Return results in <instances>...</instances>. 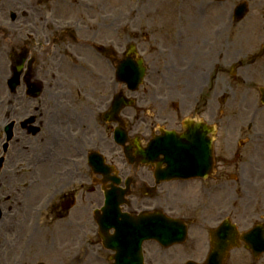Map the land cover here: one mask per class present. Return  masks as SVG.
<instances>
[{
  "label": "rangeland",
  "instance_id": "374dc122",
  "mask_svg": "<svg viewBox=\"0 0 264 264\" xmlns=\"http://www.w3.org/2000/svg\"><path fill=\"white\" fill-rule=\"evenodd\" d=\"M139 1H142L141 4H139ZM207 1L209 0H159V2L155 4L152 2V0H41L40 2L36 0H10L9 7L5 6V4V7L0 5V23L5 20L11 23L10 13L12 14V12H15L18 17L19 15L22 16L17 22L22 21L25 24H28L26 22V19H28V21L34 20L41 24L40 21L43 19V17L49 14L50 8L55 10L56 19L61 21V23L58 25H67L71 28L72 31L75 30L76 37L78 39H82L81 41L91 43V41L95 39L94 43H104V40L107 37L116 39L117 36H121L123 32H126L124 30V25L125 22L128 21V23H131L132 27H128L127 30H130L131 32H135V30L139 31L137 34H134L139 38L135 37L134 35H129L128 33H126L125 36H127L128 40L133 39L134 42H143V54H141V56L145 59V62L147 63L149 69H153L159 66L158 63L165 65L172 62L169 59V52H167L168 57L159 56L157 55L156 49L154 48V44L157 43V40H161L162 42H165L167 40L165 35V33L167 32L166 26L178 27L179 25L185 23L184 26L186 28V32H189V29L191 30V32L192 29L194 30V32H196L195 35H198V38L193 41L194 44L190 46L191 48H188V54H186V57H190L193 51L196 49H192V47H201V43H204L203 41L204 39H207V35L211 34L213 26L219 23L218 18L215 21L210 20L213 19V17H218L220 13L226 15L227 11L231 9L230 6L232 4L235 5L236 3H239V1L243 0L226 1L222 8L217 6L218 9H221V12H211V17H208L207 19L199 23L197 21L196 10ZM245 1L249 3L250 11L244 21L239 24V26L254 27L252 33H257L264 36V34L259 30L260 27L257 26V24L260 26L263 20V11L259 12L257 11V9H264V0ZM257 5H261V7H258ZM141 9L142 11L140 12L139 10ZM134 10L138 11V15H131V13H135ZM175 10L177 11V13L175 12ZM129 14L131 16H129ZM23 15H27L26 18L23 17ZM124 15L127 16V19L124 18ZM134 20L136 21L134 22ZM120 22L122 24L124 23V25L116 27ZM1 30L0 42L4 37L6 39L3 40H6V42H10L7 32H3ZM59 35H64V33H61ZM143 35H147L150 40L147 37L141 38V36ZM183 35L186 36V39H183V43L179 48L180 52L185 49L186 45H190L192 43L189 39L192 37L193 32L192 35L190 33L189 35ZM145 39H147L148 41H145ZM23 40L24 37L21 36V42H23ZM160 45L164 46V44L162 43ZM263 45L264 39L262 40L261 38L257 39L254 37V40L252 38L251 40H248L244 38L243 33H240V40L236 41L234 51L236 54L238 49L241 50V52L243 50H250V52L245 54V56H247L250 53H255L256 51L258 52ZM68 49L74 54L83 53L80 56L84 59V62H88L90 65H94L97 62L100 67H102L104 70L106 69L92 49H87L86 51H84L80 46H76L74 49ZM152 56H155L154 60H156V63L152 62ZM177 59L180 60L179 58ZM261 59H264V54H262ZM243 63H245L244 67L237 70L236 76L250 80V84L246 83L244 85H241L242 82H240L238 85V83H235V79L238 81L239 79H237V77L235 76H232L229 72L227 73L224 71L221 74V78L229 83L228 85H226V87L232 88L225 90L223 94L230 95V97L228 96L227 100H225V102L221 104L219 103V101H216L213 96L210 97L209 95V101L205 102L204 100L199 107V111H202L204 116H206L207 118H212L210 115L212 111H214L213 107L218 106L217 111L215 112L217 113L218 117L219 115L222 117V128L219 129V132L223 135L224 139H227L226 141H223V147L225 149L224 155L228 158H231L233 156V151L235 149V147L233 149L234 139L232 140L231 146L230 139L234 137L235 132H238V123L241 124L242 122H244V124L248 126L246 132L250 133L251 137L253 138L250 146H248L245 152L249 153V148L253 144H257L256 146L258 147V151L256 152L260 151V155H264V113H262L260 117L255 118L254 123L256 126V131L253 130L252 124L250 123V120L252 119L251 117L255 116L256 114L255 105L257 103H259L260 105L261 89L264 88V73H262L260 70L261 66L257 68L252 67L253 61L247 62V60H243ZM185 64H188V62ZM229 68L230 66H227L224 69ZM255 69H257L258 71ZM37 76H41L40 72L37 73ZM212 82L213 80L211 79V83ZM72 83L75 84V89L76 87H79V93H77V100L75 101V108L78 109L79 112L85 110L86 107L90 109V103L93 102L85 100L82 94L86 92L93 95L95 93V90L99 87H102V85L93 84L89 80H87L86 77L75 76V74L67 72V74L61 75L60 80H55L54 87H60V90L62 89L65 91L67 90L66 87H68L69 92L75 95L72 90V87H74L71 86ZM222 86L224 87L223 83ZM244 87H246V92L244 91ZM240 93H243L245 95V98H242ZM233 94H235L234 98H232ZM106 96L107 95H105L104 98ZM206 103L207 114L204 110V105ZM79 105L84 106V109H81ZM141 105L146 107H153L154 109L158 110V108L154 107V105L150 101H142ZM164 111L165 110L162 111V114H169V110L165 112ZM134 112L135 111L131 113L133 114ZM34 141L36 140H33L32 142ZM33 154V150H27L25 152V155L20 157V162L18 163V165L20 167L27 165L29 158H31ZM17 157L18 152L16 159ZM255 162H257V168H259L260 170H264L263 156H260L259 159H256ZM82 165L83 168H85V164L82 163ZM251 166V164H249V166L245 164L239 169L240 171L241 169H243V167H246L248 169L249 177L247 175L245 176L247 177L246 179L249 182L242 183L241 181L243 185L237 186V190L236 188H226V193L222 197V206L234 203V209L233 212H231V218L233 221L235 220L241 231L250 229L252 227L253 221L259 220L260 217H264V199L262 198L263 188L258 184V181L264 179V175H262L260 172L259 174H257L255 173V171H252ZM9 169V165L4 163L0 173V178H3V181L2 179H0L3 194L2 198H4L5 202L7 201V199H9V194L11 193V191L14 189L18 192V188H20L23 181L25 180V178H18L17 173H13ZM56 169L57 175L54 174L55 177L53 176V178L50 177V179H48L50 183H48V180L45 183L44 179L42 182L41 175L47 173L46 171L48 170V167L42 166L39 168L36 178L40 179V183L34 189H32L33 196H31L33 205L31 207L34 209V212L30 211L32 213V216L29 219L28 223L24 225L23 233L19 237H17L14 242L12 241L15 244V249L13 251L14 253H4L0 248V264H98L96 262H93V256H96V254L104 255L103 251L94 249L89 245L90 240L93 239V234L92 232H89L90 230L88 229V216H86L88 213V209H86V201L82 203L81 198H79V192L77 194V202L78 205L82 204V206L79 209L78 207H74L68 212L63 211L62 206L67 195L70 196L75 193V183H69L65 189L57 191V187L59 188V186L55 184V181L57 179L60 181V175H64L62 174L61 170H59L58 168ZM232 169H230L229 172H233ZM5 181L7 182V186ZM85 182L87 183L88 181ZM43 183H45V185H43ZM238 187H242V191L238 190ZM79 189H81V187H79ZM166 189L168 188H165L160 193L161 198L159 199V206L161 208H164L166 205L170 206L169 204H167L168 202L166 200H170V198L175 193L172 192L169 196H167L165 195L167 194V192H164ZM70 191H74V193H70ZM188 192L185 191L179 193L175 208L177 207L179 209V206L184 207V209L179 210L181 211V213H186L188 206L191 205L192 207H200L201 203L203 202L202 204H204L205 206L204 210L201 211L200 208L199 211L201 212L193 213L194 215L191 214V217H199V221L202 223V225L206 222L205 224L213 227L215 225V222L218 221L217 217L218 219L221 218L219 215H216L215 210H213L212 208H208L213 206L214 204L208 203L210 202L208 196H204V200L199 201V199L197 200L195 192ZM53 193L57 194L52 199H50L53 196ZM244 195H249L251 197L253 196L256 201L255 204H251V201H241L243 200ZM41 198L42 200L39 202ZM15 200L17 201V199ZM46 201L48 202L47 208L42 209L41 215L38 214L37 212L40 211L41 206L44 205ZM206 205L208 206L207 209ZM252 206L256 207V211L254 208L251 210ZM52 208L56 209L52 210ZM193 210L194 209L190 208L188 209V212H193ZM75 213H80V215L76 217L77 219H79V223L83 224V227H78L75 225ZM38 223L41 224V231H38L39 235L41 236L37 237L38 233L35 231H37ZM33 229H35V231ZM195 230H191L189 242L185 247L176 246L169 251L162 250V252L160 251V247L158 246L147 245L146 252L151 258L152 264H185L188 259L200 261L202 257L205 256V253H203L201 249H197V247L194 248L192 243L199 238L204 239V237L206 236V232L199 233ZM9 237L10 236H8V239H6V241H10ZM6 248L8 247H5L4 249ZM171 252L175 255L173 254V256ZM87 258H89V263H84L83 261ZM14 260L16 263H14ZM259 260L260 261L258 262L254 261L251 253L244 248H241L232 252L228 264H264V256H262Z\"/></svg>",
  "mask_w": 264,
  "mask_h": 264
},
{
  "label": "flooded vegetation",
  "instance_id": "af4514ba",
  "mask_svg": "<svg viewBox=\"0 0 264 264\" xmlns=\"http://www.w3.org/2000/svg\"><path fill=\"white\" fill-rule=\"evenodd\" d=\"M15 90L16 89L14 88V93L16 94ZM72 90L75 94V87H72ZM43 92H44V87H42L41 99L37 101H33L31 99H21L15 103V101L12 100L10 104V111L8 113V117H9L8 141L10 142V147L12 146L14 149L15 147H19L22 144H24L25 149L30 148L32 150H37L38 148H40V146H42V148L45 147V149L48 146H52L54 149L53 152L55 154V157H57L58 154H61L63 158L64 147L58 142L57 139L55 140L56 129L53 130L52 128V124L57 123L58 120V118L55 116L54 108L57 110V108L60 106V103L62 101L58 98L48 100L45 96H43ZM32 93L33 90L30 87L28 89L27 95L30 97L31 96L30 94ZM169 97L170 99H176V98H180V95L174 91L169 93ZM68 102L73 105V108L75 110V95L72 100L68 99ZM33 105L36 106L35 108L36 113L34 115H28V111L33 107ZM47 107L48 108L50 107L54 110L51 112V115L47 114L48 111ZM22 114H24L26 118L25 120L20 122L17 119H19L18 117ZM11 116H12V120H10ZM95 118L96 117L94 115H89L82 117L81 121L82 122L95 121ZM158 119L162 120V122L165 124L172 123L173 126H170V128H175L176 126V121L172 116H168L166 119L158 117ZM74 128H75V124H74ZM107 129L111 132L112 141L109 142L105 140L103 136L104 134L107 137L108 131H103V133L100 132L98 133V144H94L97 146L94 147L93 149L101 150L105 152V154L108 155L107 158L110 164L113 166L115 165L117 167V168L115 167L116 169L114 170L115 172H117V176H119L122 180L129 179V182L132 184L130 192H131V197L133 196V198L131 200L130 197L128 207L130 212H135L137 211L136 209L142 208L143 204L148 205L147 202H142L144 201L142 200V197L149 199L150 197L148 195H153L157 191V190L153 191L152 189V187L155 184V171L157 168V164H152L151 167L143 168L140 170L137 169L138 166L136 167L134 166L136 169H134L133 172L129 171L126 168V166L121 163L120 158L123 155L117 156V153L118 152L121 153V151L118 149L115 141L112 138L113 127L111 125H107ZM129 129L130 132L133 133L132 141L136 137L139 141L138 144L141 145L142 147L144 146L146 147L149 141L153 139V136L156 133H159V131L161 130V126H159L157 122H152V123L147 122L145 123L144 126L140 125L139 123H136L135 125L131 124L129 126ZM74 134H75V130H74ZM29 135H33L34 137H37V135H39V137L37 138L36 142H32L26 137ZM79 140L80 139L77 138L75 139V144L74 142L71 143L70 145L67 144V148H68L67 155L72 154L74 155V157L79 156V146H80ZM53 141H55L54 144H52ZM14 149L13 151H15ZM215 162L216 164H215V174H214L213 182L217 184L223 176V169H224V158L221 153L219 152L216 153ZM56 164H57L56 158L55 160L52 158L49 163H46V167H53ZM64 167H66V171H67L66 175L63 176V178H66V182L69 183V178L72 179L75 178L76 181L78 179V175L75 174L74 176V171L78 172L79 170L78 163L75 162V167L74 166L70 167L68 163L64 165ZM96 196L97 198L94 199L92 196L89 197V205L90 204L92 205L95 202L100 201L101 194L97 193Z\"/></svg>",
  "mask_w": 264,
  "mask_h": 264
},
{
  "label": "water",
  "instance_id": "95a60500",
  "mask_svg": "<svg viewBox=\"0 0 264 264\" xmlns=\"http://www.w3.org/2000/svg\"><path fill=\"white\" fill-rule=\"evenodd\" d=\"M153 222L154 223H156V222H160V223H162V224H168V222H169V220L168 219H166L165 217H160V218H154V220H153ZM176 223V225H178L179 223H177V222H175ZM226 228H228L227 226H226ZM184 231V230H183ZM224 231V230H223ZM222 236L223 237H225V234L223 233V234H220V236L219 237H221L222 238ZM165 238H167V237H165ZM119 239H120V237H119ZM246 242H250L251 241V237H250V235H248V236H245V239H244ZM120 242V240H118L117 242H112V244H114L113 246H112V248L114 249H118V245H117V243H119ZM171 242H173V241H165V244L167 245V244H170ZM234 243V242H233ZM119 248H121V246H119ZM226 251H227V248H226ZM219 250L218 249H214L213 250V252H212V256H214V257H216V258H218V256H219Z\"/></svg>",
  "mask_w": 264,
  "mask_h": 264
},
{
  "label": "bare ground",
  "instance_id": "6f19581e",
  "mask_svg": "<svg viewBox=\"0 0 264 264\" xmlns=\"http://www.w3.org/2000/svg\"><path fill=\"white\" fill-rule=\"evenodd\" d=\"M8 25V24H7ZM8 27H9V25H8ZM12 26H10V28H11ZM7 50V47H6V44H0V63H1V65L3 66V64L4 63H2L3 62V59H4V52ZM51 99H53L52 97H51ZM10 205V204H9Z\"/></svg>",
  "mask_w": 264,
  "mask_h": 264
}]
</instances>
